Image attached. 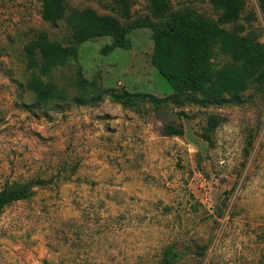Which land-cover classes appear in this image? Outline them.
<instances>
[{
    "label": "rangeland",
    "instance_id": "obj_1",
    "mask_svg": "<svg viewBox=\"0 0 264 264\" xmlns=\"http://www.w3.org/2000/svg\"><path fill=\"white\" fill-rule=\"evenodd\" d=\"M171 1L174 12L219 14L208 0ZM66 7L53 25L40 0H0V191L46 182L0 213V264H160L172 244L186 252L176 264H264V98L249 88L241 104L126 108L106 91L174 95L152 65L153 30L134 28L130 49L102 54L113 39L78 44L67 17L91 9L126 24L159 20L145 0H134L128 21L114 0H66ZM251 12L252 23L239 24L264 45L256 0H247ZM40 34L77 53L42 76L66 101L31 107L35 95L21 86L32 73L24 48ZM79 68L86 92L101 96L95 102L74 101ZM210 115L226 121L208 141ZM166 124L184 135L164 136Z\"/></svg>",
    "mask_w": 264,
    "mask_h": 264
},
{
    "label": "trees",
    "instance_id": "obj_2",
    "mask_svg": "<svg viewBox=\"0 0 264 264\" xmlns=\"http://www.w3.org/2000/svg\"><path fill=\"white\" fill-rule=\"evenodd\" d=\"M43 18L53 25L65 15L66 0H40ZM121 16L131 18L134 0H114ZM155 20L137 23H122L118 18L100 16L91 9L75 10L67 21L72 27V38L78 44L111 37L113 42L102 48V54L114 50L130 49L132 42L129 33L134 28L150 27L153 30L154 50L152 65L169 82L174 95L159 99L149 94L132 93L127 90H108L112 101L126 108L137 109L142 104L151 103L161 107L170 102L184 106L186 103L201 106L241 104L243 93L254 89L256 96L264 98V45L254 30L245 31L239 24L243 19L251 24L256 15L246 14L247 0H208L219 12L217 18L198 13L193 8L173 11L171 0H145ZM264 18V0H256ZM245 15V16H243ZM27 69L32 71L31 78L23 88L34 93L35 102L31 107L52 105L53 101L64 102L67 95L50 79L45 82L42 76L49 77L52 70L65 64L69 55L76 54V48H63L60 42L52 41L46 34L25 46ZM224 56V62L216 66L214 60ZM220 60V59H219ZM39 70V74H36ZM78 85L81 91L74 96L79 105L95 102L101 97L90 96L86 92V80L82 69L78 70ZM226 118L210 115L207 119L205 139L211 141L210 133L224 124ZM164 136H183L182 126L166 124ZM253 133L248 144L253 143ZM42 179L26 183L7 184L0 191V213L10 204L31 198L35 187L43 186ZM201 255L203 252L200 253ZM186 252L180 251L175 244L164 249L160 264H176Z\"/></svg>",
    "mask_w": 264,
    "mask_h": 264
}]
</instances>
